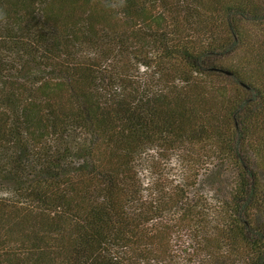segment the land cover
<instances>
[{
	"label": "trees",
	"instance_id": "trees-1",
	"mask_svg": "<svg viewBox=\"0 0 264 264\" xmlns=\"http://www.w3.org/2000/svg\"><path fill=\"white\" fill-rule=\"evenodd\" d=\"M0 264H264V0H0Z\"/></svg>",
	"mask_w": 264,
	"mask_h": 264
}]
</instances>
